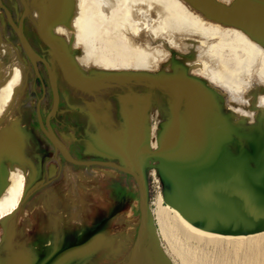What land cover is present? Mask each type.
Returning <instances> with one entry per match:
<instances>
[{
	"label": "bare ground",
	"instance_id": "obj_1",
	"mask_svg": "<svg viewBox=\"0 0 264 264\" xmlns=\"http://www.w3.org/2000/svg\"><path fill=\"white\" fill-rule=\"evenodd\" d=\"M48 1L45 8L52 17L43 15L33 4L28 13L41 36L54 47L66 81L74 88L101 91L146 81L176 90L179 109L192 96L194 101L185 112L187 115L195 110L198 98V109L212 105L217 108L216 117L230 116L233 122L246 120L262 124V135L250 139L248 150L239 147L236 152L227 148L231 144L228 136L211 130V137L219 142L217 149L191 155L202 170L199 184L211 185L205 197L195 196L201 206L167 205L160 193L157 210L152 212L151 207V215L155 213L161 234L177 257L183 259V264H264V166L259 160L264 154V0H175L177 3L165 4L159 0ZM120 8L127 11L117 16ZM184 10L193 19H183ZM173 20L181 27H175ZM204 26L212 28V35L204 32ZM225 30L235 31L244 39L227 42L221 36ZM96 42L106 45L108 55L119 59L128 57L130 47H134L143 54V60L138 67H124L120 73L112 74L89 48ZM239 44L246 46L243 52L250 58L244 67L231 70L221 56L223 51ZM81 48V56H77L75 51ZM26 50L33 63L40 60L30 47L26 46ZM174 55H180L181 66H174L171 58ZM155 74L160 79L151 82ZM196 79L204 86L197 87ZM25 86L19 66L3 72L0 64V123L15 108ZM11 131L13 141L0 143V225L17 212L28 193L21 136ZM257 140L260 142L256 143ZM173 159L177 165L183 163L180 157ZM251 164L258 165L254 169ZM203 206L211 217L207 228L195 225L190 219L191 210L198 211ZM64 220L62 216L60 223L50 221L56 232L45 241V236H38L37 243L23 249L13 251L9 235L3 250L7 253L0 256V264H82L83 260H79L101 242L104 225L100 226V233L86 234L82 230L70 237L62 229ZM200 221H204L202 214ZM53 238H58L64 247L53 246ZM190 244L204 250L205 255L194 256L188 251ZM132 264H155V261L145 248L141 253L135 250Z\"/></svg>",
	"mask_w": 264,
	"mask_h": 264
},
{
	"label": "rangeland",
	"instance_id": "obj_2",
	"mask_svg": "<svg viewBox=\"0 0 264 264\" xmlns=\"http://www.w3.org/2000/svg\"><path fill=\"white\" fill-rule=\"evenodd\" d=\"M159 1L163 4L170 1L177 3L175 0ZM2 2L17 24L27 12L23 21L25 36L30 45L42 54L51 66L65 106L73 108L75 104L81 103L83 107L82 113L74 109L68 113H61L64 108L53 113L50 124L54 127L55 134L57 131L63 135L61 143L80 160L118 161L126 166L144 170L150 185L152 212L157 210L159 198L162 196L160 193L165 197V192L173 201L168 202L166 199L167 205L175 203L180 208L183 206L182 203L189 206L194 203L201 206V202L195 196L199 194L200 198L205 197L211 185L199 184L202 170L191 155L210 148L217 149L219 142H216L217 138L211 137V130L219 135L228 136L231 144L227 148L232 152H236L239 147L248 150L250 139L262 135L260 134L262 124L257 122L249 123L246 120L233 122L230 116L216 117L217 108L209 104L204 110H199L198 98L195 110H190L187 115L185 112L191 109L190 105L194 98L192 96L186 98L182 107L176 108L177 92L167 86H154L146 81L141 84L134 82L128 86L118 85L101 90L104 93L96 96L88 94H97L101 91L82 89L80 91L74 88L66 81L56 54L45 45V39L28 13L29 7L31 8L33 4L35 8L42 10L43 15L51 16L52 14L49 15L45 8L49 1L2 0ZM125 11L127 9L120 8L116 15L120 16ZM7 13L6 8L0 6V64L3 72L10 71L14 65L19 66L26 86L17 99L15 108L8 114L7 119L0 123V143L13 141L11 129L21 136L20 144L23 151L21 154L27 174L24 183L28 193L21 200L17 212L0 225V250L2 249L0 256L7 253L3 250L9 235L13 251L29 247L39 241L38 236H45L43 241L52 236L56 230L50 221L60 223L61 217L64 216L62 229L67 231L70 237L82 230H85L86 234L100 233L99 228L104 225L100 233L101 242L79 260H83L82 264H132L141 223L138 184L133 177L114 169L73 167L50 143L39 124L38 111L40 110L45 123L54 109L52 88L47 85L48 79L45 80L47 75L46 72L43 73L44 70L41 68L43 65L38 63L39 61L32 64L28 59L27 45L19 40L16 33V29L20 30V27L19 25L14 27L10 23V16ZM182 17L185 20L193 19L185 10ZM173 22L175 27H181L175 20ZM203 29L205 33L212 35L211 27L204 26ZM221 36L227 42L235 38L244 39L232 30L222 31ZM244 42L247 46L251 45L246 40ZM57 45L60 49L61 43L58 42ZM89 46L97 56V61H102L112 74L120 73L124 67H138L143 60V54L137 52L134 47H130L128 57L119 59L108 55L106 45L104 47L96 42ZM82 49L75 51L77 56H81ZM245 50L244 44L228 48L223 51L221 59L231 70L242 68L250 58L243 52ZM236 52H239L238 56L234 55ZM174 57H171L174 66H181L180 55ZM34 65L38 66L39 74ZM179 70L178 68L177 72ZM177 74L180 76V73ZM227 78L230 79L231 75L228 74ZM158 79L160 75L155 74L151 82ZM195 82L197 87L204 86L198 79ZM99 109L102 111H99V114L105 113L103 111L110 112V117L94 118L93 111ZM100 123L107 124L105 137L101 136L104 130L96 127ZM259 142L260 140L256 141ZM186 152L188 156L185 155ZM173 157L182 158L179 161L182 160L183 163L177 165ZM259 160L264 166V154L259 156ZM257 165L249 166L256 169ZM71 213L73 216L66 218ZM201 214L204 221H200ZM190 215L195 225L208 227L211 217L205 206L198 211L191 210ZM151 222L153 241L149 240L146 246L152 253L155 264H183V259L177 257L170 243L161 234L155 213L151 215ZM51 243L53 246L64 247L58 238L51 239ZM187 246L188 251L197 258L205 255V251L195 245Z\"/></svg>",
	"mask_w": 264,
	"mask_h": 264
},
{
	"label": "water",
	"instance_id": "obj_3",
	"mask_svg": "<svg viewBox=\"0 0 264 264\" xmlns=\"http://www.w3.org/2000/svg\"><path fill=\"white\" fill-rule=\"evenodd\" d=\"M0 6L1 7H5L7 10V14L8 16H10V23L15 27V25H19L20 30L16 29V33L17 36L19 38V40L26 44L28 47L31 48V50L37 55L39 56L40 60L39 63L44 64L45 68L47 69V72L50 76L51 79V85H52V90H53V96H54V101H55V106L54 109L52 111V113L48 116V120L44 123L42 115L40 110L38 111V117H39V124L42 128L43 133L45 134V136L47 137V139L50 141V143L55 147V149H57L64 160H66L68 163H70L73 167H80V168H89V167H103V168H110V169H114L118 172L127 174L131 177H133L139 187V191H140V215H141V223H140V229H139V234H138V238H137V242H136V246L135 249L137 252H143L145 250V248H147V242L153 241V230H152V222H151V199H150V185L148 182V177L147 174L145 173L144 170L142 169H135L129 166H126L124 164H122L121 162L118 161H109V160H102V159H90V160H80L78 158H76L72 152L63 144L61 143V141L58 139V137L56 136V134L54 133V130L51 127L50 124V119L53 115V113L56 111L58 105H59V101H60V96H59V91L57 88V84L55 81V75L54 72L51 68V66L49 65V63L44 59V57H42L36 50L34 47H32L29 43V41L27 40L26 36H25V31L23 28V21L25 18L26 13H24L22 15V20L19 24H17L15 22V20L12 18L10 11L8 10V8L3 4L2 0L0 2ZM39 34V32H38ZM40 36V34H39ZM41 38V36H40ZM42 39V38H41ZM42 41L44 42V40L42 39ZM45 45H47V47H49L54 53H55V49L53 46L47 44L46 42H44ZM28 59L30 60V62L33 64V62L31 61L29 55ZM38 65V64H37ZM35 66L37 73L39 74V70H38V66ZM165 197L168 201H171L170 198L167 197V193L165 192ZM173 202V201H171ZM152 243V242H151Z\"/></svg>",
	"mask_w": 264,
	"mask_h": 264
},
{
	"label": "crops",
	"instance_id": "obj_4",
	"mask_svg": "<svg viewBox=\"0 0 264 264\" xmlns=\"http://www.w3.org/2000/svg\"><path fill=\"white\" fill-rule=\"evenodd\" d=\"M39 63V62H38ZM42 64V63H41ZM43 65V67H41L42 68V70H44L43 71V73L44 72H46V77L47 78H45V80L47 81V79H48V83H47V85L49 86V87H51L52 88V85H51V79H50V76H49V74H48V72H47V70H46V68H45V66H44V64H42ZM44 75V74H43ZM57 84V83H56ZM57 88H58V86H57ZM58 91H59V89H58ZM61 92V91H60ZM67 93H69V92H67ZM101 93H104V92H97V94H88V95H90V96H96V95H99V94H101ZM59 96H60V101H59V105H58V107H57V109L56 110H59L60 108L61 109H63L64 108V110H62V111H60L61 113H68L69 111H71V109L73 110H75V111H79V113H82V109H83V107H82V105H81V103L79 104L78 103V105L77 104H75L74 106H73V108H69V107H66L65 106V102H64V100H63V98H62V96H61V94L59 93ZM52 98H53V105L55 106V101H54V96H53V90H52ZM99 111H101L100 109L98 110V111H93V117L94 118H99V117H104V118H109L110 117V112H108V111H103V112H105V113H102V114H99ZM102 112V111H101ZM99 130L100 129H102V130H104V134L103 135H101L102 137H105V134H107V129H108V127H107V124H104V123H100V124H98V126H96ZM52 129H54V127H52ZM56 132V136L59 138V140L60 139H63L62 138V136L63 135H61V134H59L57 131H55ZM63 142V141H62ZM64 143H65V141H64ZM66 144V143H65ZM71 151V150H70ZM73 154V153H72ZM74 155V154H73ZM75 156V155H74ZM76 157V156H75ZM77 158V157H76ZM78 159H80V158H78Z\"/></svg>",
	"mask_w": 264,
	"mask_h": 264
},
{
	"label": "flooded vegetation",
	"instance_id": "obj_5",
	"mask_svg": "<svg viewBox=\"0 0 264 264\" xmlns=\"http://www.w3.org/2000/svg\"><path fill=\"white\" fill-rule=\"evenodd\" d=\"M28 40V39H27ZM39 53V52H38ZM40 54V53H39ZM42 57H44L42 54H40Z\"/></svg>",
	"mask_w": 264,
	"mask_h": 264
}]
</instances>
